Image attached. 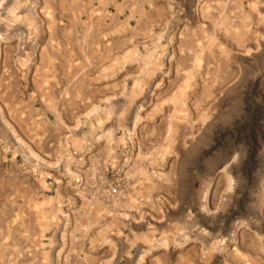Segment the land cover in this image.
I'll use <instances>...</instances> for the list:
<instances>
[{"label":"rangeland","instance_id":"rangeland-1","mask_svg":"<svg viewBox=\"0 0 264 264\" xmlns=\"http://www.w3.org/2000/svg\"><path fill=\"white\" fill-rule=\"evenodd\" d=\"M0 264H264V0H0Z\"/></svg>","mask_w":264,"mask_h":264},{"label":"crops","instance_id":"crops-1","mask_svg":"<svg viewBox=\"0 0 264 264\" xmlns=\"http://www.w3.org/2000/svg\"><path fill=\"white\" fill-rule=\"evenodd\" d=\"M66 146L65 143H62V145L58 148L59 150V155H60V159L58 160L57 164H55L54 166H45V171H43L45 173L44 176V184L49 185L47 188L43 189V192H48V191H54L55 194H60L61 190V184H64V187L67 188L68 187H77V180H78V175L77 174H72L71 176H69L66 172H65V166L67 164V159L68 156H72V151L71 149H74V146L72 145L71 147ZM71 148V149H70ZM76 151V150H75ZM68 152H70L68 154ZM89 159V157H88ZM36 166H34L36 169H40V164H38L37 162H35ZM42 167V166H41ZM33 168V169H35ZM61 170V171H60ZM34 173V172H33ZM47 173V174H46ZM35 178V177H34ZM40 178V177H39ZM74 184V185H72Z\"/></svg>","mask_w":264,"mask_h":264},{"label":"built area","instance_id":"built-area-1","mask_svg":"<svg viewBox=\"0 0 264 264\" xmlns=\"http://www.w3.org/2000/svg\"><path fill=\"white\" fill-rule=\"evenodd\" d=\"M77 154L78 153L75 150L72 151V155H77ZM88 157L89 156H86V157L83 158L84 163L86 165H85V169L83 170L84 171L83 174H81L78 177V180H77V184L78 185H80V184L84 185L88 180L95 179V176L92 173L93 170H92V167H91V163L88 160ZM78 159H81V157H79ZM105 192L110 197H118L121 194L122 190H121L120 185L118 183H115V184L107 187L105 189Z\"/></svg>","mask_w":264,"mask_h":264}]
</instances>
